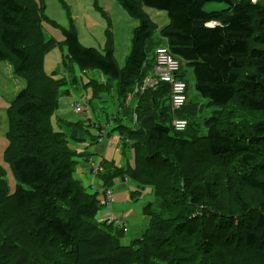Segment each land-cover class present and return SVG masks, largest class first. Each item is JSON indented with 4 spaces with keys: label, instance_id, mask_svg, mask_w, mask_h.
<instances>
[{
    "label": "trees",
    "instance_id": "obj_1",
    "mask_svg": "<svg viewBox=\"0 0 264 264\" xmlns=\"http://www.w3.org/2000/svg\"><path fill=\"white\" fill-rule=\"evenodd\" d=\"M116 2L138 23L122 67L109 31L100 52L81 45L72 18L67 28L48 22L42 0H0V61L24 83L6 113L4 162L15 188L10 193L0 167V264H264V2ZM208 3L226 7L206 11ZM148 8L165 12L166 26ZM44 23L59 28L63 41L47 38ZM163 44L182 62L177 77L186 83V105L172 111L170 87L161 83L126 108L125 97L154 71ZM56 47L67 50L63 69L106 79L85 84L89 105L114 91L128 117L129 125L108 117L105 125L108 137H121L123 153L133 150L134 167L102 161L97 175L105 189L116 179L134 183L133 199L151 189L154 200L142 207L147 228L127 245L123 221H98L99 194L74 176L81 154L71 145L96 144V135L82 121L60 119L56 130L51 120L59 97L68 95L61 91L66 80L44 70ZM188 75L207 103L189 99ZM207 108L211 114L199 122ZM173 119L186 120V129L174 131Z\"/></svg>",
    "mask_w": 264,
    "mask_h": 264
},
{
    "label": "rangeland",
    "instance_id": "obj_2",
    "mask_svg": "<svg viewBox=\"0 0 264 264\" xmlns=\"http://www.w3.org/2000/svg\"><path fill=\"white\" fill-rule=\"evenodd\" d=\"M251 3L256 2H264V0H255L251 1ZM45 6V14L44 17L47 18L48 22L53 24H57L62 28H67L71 23L76 28L79 34V41L85 47H93L98 49L100 52H103L106 41L104 38V29L107 28V20L102 15L101 12L95 10L94 4H97L100 8L111 6L112 12L111 17L113 19V30L114 33V57L117 61L119 67L124 65L125 58L130 49V42L132 38V30L135 28L138 23L136 20L131 18L128 13L116 2V0H63L67 7H65L62 3V0H42ZM226 6L224 4L219 3H208L205 6L206 11H215L224 9ZM147 14L149 17L156 21L158 24L162 26L168 22L165 12L158 11L155 9H147ZM46 15V16H45ZM74 17H77V20H74ZM165 22V23H164ZM43 33L47 38H52L56 42L63 41V35L59 28L54 25H50L49 23L42 24ZM108 31H111L108 28ZM92 32L93 34H90ZM67 53L65 48H55L49 53H47L43 60L44 70L47 74H54L55 78H64L66 80V85L62 87L61 91H68V95H62L59 97V108L55 112L54 117L52 116V121L54 128H56V117H60L61 119L68 120L70 122L82 121L85 123V126L89 125V130L94 134V127L92 126L93 122H98L103 127H106L108 130L111 128V125L106 126V117L111 119V114L115 116L117 111L116 106L114 105V100L112 97L109 98L108 104L102 106L101 100H93L91 104V109L89 110L88 104L92 95V91L90 87L85 86L87 82L90 80L100 81L101 74L98 71L94 72H80L77 68L73 67L72 72L69 71L68 67L62 68V59L63 56ZM8 64L6 62L0 61V167L3 168L5 179L9 186L8 190L10 193H13L15 188V179L13 178L9 167L4 162V153L7 148V119L6 113L7 108L10 105V102L13 100L15 95L19 90H21L24 86L22 80L18 79L13 75V73L8 72ZM73 78H76V82H72ZM189 91L188 97L189 99L198 102V103H207L206 100H203L200 96H198L193 88V81L189 77ZM130 94V93H129ZM75 103H81L82 109L84 111L83 114H76L73 110V105ZM132 105L130 109L135 106L136 100L131 101ZM169 105V102L166 103ZM87 108V110H85ZM103 110H106L103 111ZM211 108H207L204 110L203 114L199 118V122H201V118L207 117L211 114ZM56 118V119H55ZM117 118V115H116ZM95 119V120H94ZM126 125H129L128 118L123 120ZM88 124V125H87ZM62 131H65L64 126H60ZM200 134H205V129L202 127ZM78 138L81 137L80 133H78ZM116 141H107L105 145H108L111 152L113 153L112 158L114 160L121 162L120 165L127 164L128 168L134 167V152L131 149H126L125 153L122 154L121 142L119 140ZM72 144V142H70ZM71 148L74 150H84L85 146L82 144H72ZM78 153V152H77ZM97 157V155H94ZM108 163L110 161H106ZM122 183L120 179L117 180L116 186L113 187L115 190L118 184ZM128 186V190H119L114 194L113 199V207L120 208L125 200V194L128 195V202H130L132 208H140L144 207L148 203L152 202L153 196L151 195V189L146 188L144 193L140 197L132 198L133 191H136L137 186L130 181L125 183ZM148 196L150 198L148 199ZM137 199V201H135ZM111 206V204H110ZM117 216H113L114 220L121 219L115 218ZM148 222V220L146 219ZM147 228V223L145 225V229ZM144 229V230H145ZM250 259V258H249Z\"/></svg>",
    "mask_w": 264,
    "mask_h": 264
},
{
    "label": "crops",
    "instance_id": "obj_3",
    "mask_svg": "<svg viewBox=\"0 0 264 264\" xmlns=\"http://www.w3.org/2000/svg\"><path fill=\"white\" fill-rule=\"evenodd\" d=\"M97 7L100 8L98 5H97ZM101 9H102L103 14L105 15V19L107 20V25H108L107 28L104 29V35L103 36H104L105 41H106V33L108 31V28H110L111 31H109V33L111 34V37H112V40H113V50H114V33L112 32V30H113V19L111 17V12H112L113 9H112L111 6H106V7H104V9L103 8H101ZM95 10H96V8H95ZM146 13H147V10H146ZM74 20H77V17H74ZM154 22L160 28H163L167 24L166 23V24H164L162 26L161 24H158L156 21H154ZM90 34H93V33L90 32ZM78 38H79V34H78ZM86 48H93V47H86ZM8 72L12 73L10 66H8ZM189 77L191 78L190 75H188V78ZM98 82L100 84H104L106 82V79L101 75V79ZM91 97H92V95H91ZM110 97L113 98L114 105L116 106V109H117V111L115 113V116H113L111 114L112 117H111V119H109L110 122L112 123V121L114 119H116V115H117V118H119L123 123H125L123 120H126L128 117L125 115L124 111L122 110V108L124 109L123 105L122 106L119 105V101H118L117 96H116L114 91H112L111 94L108 95V96L107 95H103L102 96V98H101L102 106L108 104V100H109ZM89 103H90V100H89ZM124 106L126 108H128V107H131L133 105L130 102L128 105L124 104ZM103 111L106 112V110H103ZM91 112H92V108H91ZM56 118H57L56 123H57V121H61L60 117H56ZM63 120H65V119H63ZM65 121L70 122L68 120H65ZM90 121H92V123L89 122V124H93V127H94L95 123H98V122H93V120H90ZM128 123H129V120H128ZM83 124L85 125L84 122H83ZM55 126L57 128L56 124H55ZM86 127H89V126H86ZM94 129H95V127H94ZM56 130H58V129H56ZM91 134L92 135H96V130L94 131V134L93 133H91ZM110 141L118 142L116 136H114V138L112 140H110ZM105 143L106 142H103L101 144H98V143H96V144L83 143L82 145L85 146L84 150H77L76 149V152L81 154V156L79 158H77V165H76L75 173H74L75 178L78 181H80L85 188L90 187L91 185H93L91 191L97 192L99 194L98 200L102 201V202H103V198L101 197V192H102L103 187H104L103 186V182L101 180H99L97 177H93L90 174L89 167H88V159L92 158L95 162H100V163L102 161L106 162V161H110L111 160L110 164L113 163V166L116 167V168H119V169H125L126 167H128V163L120 165L121 162H118V161L114 160V158H112V157H114L113 153L111 152L109 146L105 145ZM122 154H123V152H122ZM94 155H97V157L94 156ZM117 180L118 179L113 181V185L111 187V190H112V193H113V199H114V194L117 191L123 190L125 192V190H128V186L125 185V183L128 181L127 179L124 180V181L121 180L122 183L118 184L117 188L115 190H113V187L116 186ZM144 192L145 191H143L142 193H144ZM142 193H141V195H142ZM150 196H152V192H151ZM150 196H148V199L150 198ZM124 197H125L124 203L122 204V206L120 208H118V207L114 208L113 207V203H114L113 199H112L111 206L103 205L102 209L97 214V220L102 222V221H104L107 218H113V216H117L115 218L121 219V221H123L124 225L127 227V230H128L127 234L124 235L122 243L127 245L130 242H132L133 240L138 239L141 236L143 230L145 229V225H146L147 221H146V218L144 217V215L142 213V209L143 208L142 207H140V208H132L130 202H128V195L125 194Z\"/></svg>",
    "mask_w": 264,
    "mask_h": 264
},
{
    "label": "built area",
    "instance_id": "obj_4",
    "mask_svg": "<svg viewBox=\"0 0 264 264\" xmlns=\"http://www.w3.org/2000/svg\"><path fill=\"white\" fill-rule=\"evenodd\" d=\"M255 1V0H251ZM155 69L152 73H149L144 77L142 83L125 98V105H128L132 100L136 99V94H142L147 89H154L159 84H168L170 87V105L172 111L182 109L187 103L186 96V83L180 80L177 75L180 71L182 62L177 57L173 56L168 46L163 44L155 49L154 52ZM88 106V105H87ZM89 108V107H88ZM73 110L76 114H83L81 103H75ZM87 110V108L85 109ZM136 116L133 115V121L135 122ZM171 127L176 132H182L187 127V121L184 119H173ZM98 131V143H103L108 140V133L106 129L102 128ZM118 140H122L121 137L116 136ZM127 142V141H126ZM88 166L90 174L93 177H97L102 172L100 162H95L92 158L88 160ZM104 205L110 206L112 203L113 193L111 189H103ZM106 223L115 227H121L123 225L121 221L114 219H107Z\"/></svg>",
    "mask_w": 264,
    "mask_h": 264
},
{
    "label": "bare ground",
    "instance_id": "obj_5",
    "mask_svg": "<svg viewBox=\"0 0 264 264\" xmlns=\"http://www.w3.org/2000/svg\"><path fill=\"white\" fill-rule=\"evenodd\" d=\"M105 220H107V219H105Z\"/></svg>",
    "mask_w": 264,
    "mask_h": 264
}]
</instances>
